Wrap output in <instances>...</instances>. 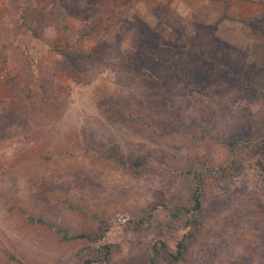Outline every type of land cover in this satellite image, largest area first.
Here are the masks:
<instances>
[{
	"label": "rangeland",
	"instance_id": "rangeland-1",
	"mask_svg": "<svg viewBox=\"0 0 264 264\" xmlns=\"http://www.w3.org/2000/svg\"><path fill=\"white\" fill-rule=\"evenodd\" d=\"M17 1L25 25L14 39L10 19L19 9L0 0V100L9 97L6 72L36 95L6 116L0 108V264H80L96 243L62 240L25 217L74 233L97 230L92 214L106 221L104 240L118 244L94 264H149L154 240L172 247L184 233L185 213L172 219L156 208L136 232L122 221L154 202L185 204L191 177L180 169L224 163L223 141L264 138L256 90L264 92V0L115 5L106 29L81 45L94 57L77 74L58 68L49 45L65 48L95 0L82 7ZM48 78L60 88L37 96V82ZM88 148L111 151L120 163ZM256 155L204 190L183 259L157 256L156 264H264V173L253 165Z\"/></svg>",
	"mask_w": 264,
	"mask_h": 264
},
{
	"label": "trees",
	"instance_id": "trees-1",
	"mask_svg": "<svg viewBox=\"0 0 264 264\" xmlns=\"http://www.w3.org/2000/svg\"><path fill=\"white\" fill-rule=\"evenodd\" d=\"M85 1L86 0H64L65 3L73 2L78 7H82ZM137 1L138 0H95L93 4L87 6L82 13L80 23L73 27L71 35L67 37V46L65 48H55L48 44L50 49L58 56V68L63 72H71L73 74H77L83 70L85 64L94 57L92 52L85 51L81 48L84 41L99 36L102 31L106 29L115 5L133 4ZM7 2L10 7L19 9L17 11V16L10 19L12 37L15 39L20 35L21 27L25 25V9L17 3V0H7ZM65 27L66 26H63V28ZM4 83L7 87L9 97L7 100H0V108L4 116H6L5 114H9L14 109L21 107L23 99L29 96L32 97L34 93L30 90L27 83H18L17 75L14 74L6 72ZM253 86H255V84ZM58 88H60L59 83L52 78H48L45 82H37V96L47 97L48 94L53 93L58 90ZM47 90L49 93H47ZM256 90L262 99H264V92L260 86L256 85ZM136 116L138 120H144L139 114ZM223 142V147L227 151V159L224 163L216 164L211 161L203 160L180 169L181 173L191 177V188L185 204L169 207L164 203L154 202L141 209L134 218H127L122 221V229L124 231L136 232L141 227L151 222L152 211L156 208L161 207L166 209L172 219L177 218L180 212L185 213L186 218L184 224L186 230L184 233L175 240L172 247H169L163 239L158 238L154 240L150 245L151 256L149 257V264H156L157 256H161V258L169 262H176L183 259L188 240L193 237V227L201 217V196L204 190L228 178L229 174H231L235 168H238L243 156H253L257 154V157L252 161L253 165L259 170V174L264 173V138L252 139L244 134L234 135ZM88 149L95 151V155L99 158L102 157L105 161L120 163L119 157L112 154L111 151L104 153L97 149ZM261 181L264 182V177L261 178ZM25 218L30 223L39 224L45 228L51 229L62 240L71 239L81 240L86 243H96L93 254L89 257L82 258L79 262L80 264H94L99 261H106L111 252L118 249V244L108 243L104 240L108 226L104 219L98 218L94 214L89 215V218L95 221L97 230L90 232L78 231L74 233H67L64 229L40 215L26 216Z\"/></svg>",
	"mask_w": 264,
	"mask_h": 264
}]
</instances>
